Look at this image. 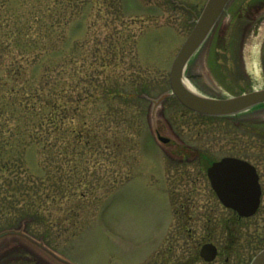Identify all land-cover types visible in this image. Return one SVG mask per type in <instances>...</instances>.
I'll return each mask as SVG.
<instances>
[{
    "label": "rangeland",
    "instance_id": "rangeland-1",
    "mask_svg": "<svg viewBox=\"0 0 264 264\" xmlns=\"http://www.w3.org/2000/svg\"><path fill=\"white\" fill-rule=\"evenodd\" d=\"M206 1L0 0V37L41 48L44 64L32 69V80L51 73L70 86L76 132L90 136L54 157L42 151V133L27 145L23 120L0 132V148L10 152L3 161L11 164L0 167V264H151L171 219L160 170L196 174L199 164L168 157L169 149L188 148L173 132L196 150L192 156L205 157L206 168L233 156L254 162L264 176L263 105L221 118L175 97L155 104L170 90L174 58L195 26L188 9L199 15ZM51 60L55 68L45 65ZM186 76L214 98L263 90L264 0H230ZM155 135L172 141L164 145ZM203 188L205 203L211 192ZM218 216L225 250L231 212ZM257 217L240 225L234 264H250L264 246V213Z\"/></svg>",
    "mask_w": 264,
    "mask_h": 264
},
{
    "label": "flooded vegetation",
    "instance_id": "flooded-vegetation-1",
    "mask_svg": "<svg viewBox=\"0 0 264 264\" xmlns=\"http://www.w3.org/2000/svg\"><path fill=\"white\" fill-rule=\"evenodd\" d=\"M194 77L195 76H191V79H194ZM173 134V138L176 137L178 141H182L180 145L183 144V146L188 148L169 149L167 152L168 157L177 162L198 161L199 164H197L196 174H188L189 172H186L184 169H178V167L175 168L177 171L170 172L169 168L166 166L162 167L160 170V176H162V178L165 176V180H160L158 182V184H160L159 189L170 204L171 219L168 222L167 229L158 237L157 245L150 255V263L234 264L236 261L234 260L233 247L235 243L239 241L240 237H242L240 225L257 216L259 220L264 213L263 173L254 162L245 158L233 156H224L220 160L213 161L211 165L206 168L205 157L203 156L204 159H201V157L198 159L197 156H192L190 153H194L196 150L190 148L188 144H185L183 142L184 139H182L179 134L175 132H173ZM171 141L172 140H168L166 143L170 144ZM226 158H236L247 163V166H242L237 172V178L240 180L241 186L247 191H244V195L250 193L249 187L254 186L256 180L259 183L261 189L260 205L254 215L242 216L236 209L224 206L219 193L214 188L209 170L214 163L220 162ZM172 178L177 179L175 180L176 182L171 181ZM175 185H177L178 188H175ZM202 187H208L211 192L208 191L210 197L206 198L208 201L205 203L200 201V188ZM251 200H254V197L251 198ZM172 204L176 205V210H172ZM223 208L231 212V224L225 226L226 233L231 240V245L226 246L225 250L222 248V242L220 243L218 239L222 236L223 232V224L219 221L221 220V216L219 217L218 214L219 210ZM259 230H261V232L258 236L264 241V228H258V231ZM208 245L209 251L203 253V249ZM262 250H264V246L258 253ZM211 256L212 259H207ZM223 257L225 258L222 261Z\"/></svg>",
    "mask_w": 264,
    "mask_h": 264
},
{
    "label": "trees",
    "instance_id": "trees-1",
    "mask_svg": "<svg viewBox=\"0 0 264 264\" xmlns=\"http://www.w3.org/2000/svg\"><path fill=\"white\" fill-rule=\"evenodd\" d=\"M2 35L12 36V33L3 31ZM5 38L0 37V132L12 131L8 130L11 122L15 123V129L16 123L23 120L30 134L27 145L32 146L39 141L42 133V151L54 157L53 152H62V148L69 151L76 141L79 146L86 143L84 139L90 138L89 131L77 133L72 119L78 107L73 106L74 95L70 86L64 87L65 83L62 84L51 73L42 75L38 84L32 80V69L38 67L42 59L39 57L41 48L27 42H7ZM46 64L49 68L56 65L52 60ZM114 148L118 149V143ZM7 153L10 152L0 148V167L3 170L11 166L3 161Z\"/></svg>",
    "mask_w": 264,
    "mask_h": 264
},
{
    "label": "water",
    "instance_id": "water-1",
    "mask_svg": "<svg viewBox=\"0 0 264 264\" xmlns=\"http://www.w3.org/2000/svg\"><path fill=\"white\" fill-rule=\"evenodd\" d=\"M229 1L208 0L201 15L195 17L196 25L177 54L172 66L170 75L171 90L158 98L155 102L156 106L169 97H176L181 104L194 112L208 116L223 117L235 115L257 105L264 104V89L244 93L237 97L220 99L204 96L186 87L184 72L188 66V61L207 40ZM159 139L164 143L168 141V139L163 137H159ZM242 166H247V164L234 158H227L222 162L215 163L210 168L209 174L214 188L219 193L223 203L236 209L242 216H250L254 214L259 206L261 191L256 180L254 186H250L249 197L244 198V195H242L243 187H241L240 181L237 179L238 169H241ZM252 196L254 200H250L253 198ZM238 197H241V199H238ZM46 251L48 250L46 249ZM206 252H208V249H206ZM69 263L72 264L70 261ZM252 264H264V250L254 258Z\"/></svg>",
    "mask_w": 264,
    "mask_h": 264
},
{
    "label": "bare ground",
    "instance_id": "bare-ground-1",
    "mask_svg": "<svg viewBox=\"0 0 264 264\" xmlns=\"http://www.w3.org/2000/svg\"><path fill=\"white\" fill-rule=\"evenodd\" d=\"M194 56H195V55H194ZM194 56H193V57H194ZM193 57H191V59L188 61V63H191V60H192ZM185 84H186V87H188V89H190V90H195V89H194L195 87H193L189 82L186 81Z\"/></svg>",
    "mask_w": 264,
    "mask_h": 264
}]
</instances>
